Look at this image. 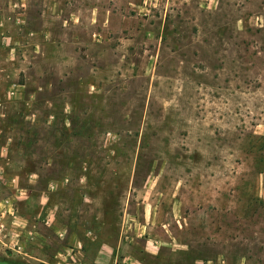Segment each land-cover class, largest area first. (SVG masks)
I'll list each match as a JSON object with an SVG mask.
<instances>
[{
	"label": "rangeland",
	"instance_id": "rangeland-1",
	"mask_svg": "<svg viewBox=\"0 0 264 264\" xmlns=\"http://www.w3.org/2000/svg\"><path fill=\"white\" fill-rule=\"evenodd\" d=\"M128 191L264 264V0H0V264H83L47 227Z\"/></svg>",
	"mask_w": 264,
	"mask_h": 264
},
{
	"label": "crops",
	"instance_id": "crops-1",
	"mask_svg": "<svg viewBox=\"0 0 264 264\" xmlns=\"http://www.w3.org/2000/svg\"><path fill=\"white\" fill-rule=\"evenodd\" d=\"M151 193L137 192L136 198L134 193L127 195L126 204L116 212L119 219L109 225L108 240L98 232L105 226L100 222L76 227L55 219V224L47 227L48 231L44 227L43 230L47 235L56 234L57 241L65 245V252L80 255L83 264H245L243 259L229 263L222 254L208 257L196 253L190 239L191 228L185 223L186 219L178 215L179 207L171 205L164 211L166 208L150 202ZM130 198L136 199V203ZM47 207L43 208L45 213L50 211ZM51 213L47 217H51ZM35 234L42 235L37 231ZM80 244L84 246L82 251L75 249Z\"/></svg>",
	"mask_w": 264,
	"mask_h": 264
}]
</instances>
